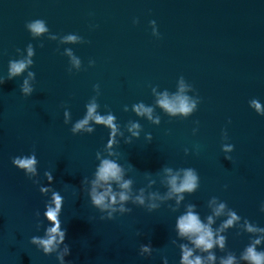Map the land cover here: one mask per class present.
<instances>
[{"label": "water", "instance_id": "95a60500", "mask_svg": "<svg viewBox=\"0 0 264 264\" xmlns=\"http://www.w3.org/2000/svg\"><path fill=\"white\" fill-rule=\"evenodd\" d=\"M35 19L44 20L48 32L33 37L25 24ZM68 34L80 39L62 43ZM29 45L31 65L8 80L9 61L23 59ZM66 50L80 60L79 68ZM29 72L34 91L25 97L20 85ZM0 78L6 80L0 86V264H58L55 254L44 256L28 243L43 234L46 222L35 212H42L46 197L11 159L32 151L39 171L34 179L46 186L43 171L50 170L52 186L64 196L70 264H160L161 256L178 264L183 241L170 243L175 218L192 204L203 219L213 197L264 227L258 211L264 201V116L248 106L253 98L264 104V0H0ZM181 79L185 94L197 101L188 117L170 116L157 104L161 93L177 92ZM92 101L99 114L115 117L122 135L112 158L123 165L134 194L144 188L146 196L164 195L165 168H193L196 191L185 193L179 205L174 198L158 201L151 212L129 203L130 213L100 221L80 180L91 177L97 153L107 155L109 130L91 124L90 134L69 131ZM137 104L152 109V120L135 114ZM133 122L140 126L135 138L127 130ZM225 144L233 151L222 152ZM225 235L226 251L237 255L249 240L237 228ZM147 243L151 257L138 254Z\"/></svg>", "mask_w": 264, "mask_h": 264}, {"label": "clouds", "instance_id": "9594fccd", "mask_svg": "<svg viewBox=\"0 0 264 264\" xmlns=\"http://www.w3.org/2000/svg\"><path fill=\"white\" fill-rule=\"evenodd\" d=\"M137 21L134 19L133 24ZM152 29V35L158 36L155 21H149ZM26 30L33 36L37 37L48 32L46 22L42 19H35L25 24ZM55 39V36L50 37ZM80 38L74 34H68L62 37V43H76ZM27 55L23 59L11 60L8 63L7 79L11 80L28 68L32 61L33 50L31 45L26 49ZM73 67L79 68L80 60L73 56L69 50H66ZM94 63V62H90ZM33 73H28V78L24 79L20 85L22 96H30L34 89L29 84V79ZM4 78H0V86L5 83ZM187 88L181 79L178 84L177 92L171 97L167 92L161 93L157 99V104L170 116H190L197 107V101L186 95ZM248 106L258 116H264V104L253 98L249 100ZM85 114L81 119L72 123L69 131L72 135L82 133H92L91 124L106 127L108 139L105 144L106 156L101 157L100 153L96 154L97 163L91 173V177H83L80 180V192L86 194L88 203L98 213L100 221H111L116 218L115 214L130 213L131 208L126 207L131 203L138 207L146 208L151 212L159 207V202L175 199L179 203L184 199V194H191L199 187V176L193 168H183L173 171L171 168L164 169V179L162 183L166 186L167 191L164 195L156 192H149L145 195V189L140 188L135 194L132 191V180L126 178L123 165L112 157L115 155L111 150L117 143L116 137L122 135L118 125L115 123V117L109 113L106 115L97 112V104L92 101L86 106ZM133 111L137 116H145L152 120V109L145 107L143 104L133 106ZM64 122L68 123L69 113L64 112ZM158 123V119L153 120ZM230 122V121H229ZM140 126L138 123H130L128 132L131 137L139 135ZM224 131V130H222ZM150 134H146V139H150ZM129 142L128 140L125 141ZM221 151L230 153L233 151L232 144L221 146ZM224 159H230L225 155ZM11 164L18 171L30 180L33 185L37 186L41 196L46 197L43 203V210H37L35 215L42 217L45 223L42 235H33L29 238L28 243L44 256L55 254L58 264H70L65 257L70 255V247L65 243L66 229L62 227L61 213L64 205V196L60 190L55 189L53 185V175L50 170L43 171V177L46 186L41 185L38 179V159L35 151L28 154H20L12 157ZM149 182V187L151 186ZM75 195V193H73ZM210 214L203 219L195 210V205L189 204L185 211L175 218L173 231L176 239L170 243L176 245V241H183L177 246L179 257L178 264H264V227L257 226L247 218H242L233 209H228L224 202H217L213 197L208 201ZM258 211L264 214V201L258 206ZM218 218L220 223L214 227ZM39 226V225H38ZM237 228L247 234L248 243L240 250L239 254L232 251H226L227 237L225 233L229 229ZM239 234V233H238ZM153 247L151 243L141 244L139 246V255L151 257ZM221 252L223 255L218 256L216 253ZM160 264H169L166 256L160 257Z\"/></svg>", "mask_w": 264, "mask_h": 264}]
</instances>
